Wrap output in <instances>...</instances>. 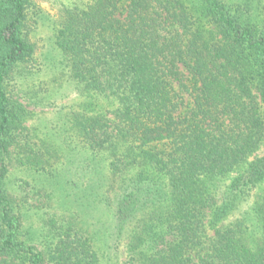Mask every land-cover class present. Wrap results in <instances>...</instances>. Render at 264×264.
Instances as JSON below:
<instances>
[{
    "label": "trees",
    "instance_id": "16d2710c",
    "mask_svg": "<svg viewBox=\"0 0 264 264\" xmlns=\"http://www.w3.org/2000/svg\"><path fill=\"white\" fill-rule=\"evenodd\" d=\"M42 1L0 0V264H264V0Z\"/></svg>",
    "mask_w": 264,
    "mask_h": 264
},
{
    "label": "rangeland",
    "instance_id": "374dc122",
    "mask_svg": "<svg viewBox=\"0 0 264 264\" xmlns=\"http://www.w3.org/2000/svg\"><path fill=\"white\" fill-rule=\"evenodd\" d=\"M37 3L39 6L49 15L54 16L56 11L55 9L48 3L42 0H37ZM50 36V31L49 28L47 27H40L38 29H35L33 31L32 35V40L36 44V55L38 57H43L44 55L46 56L47 53L49 52V44H48V37ZM35 89V88H34ZM18 93H19V99L24 103L28 104V109L30 111H34L37 115L44 116V118H52L53 111H55V107L59 105H67L69 101L73 100V96H70L68 99H55L54 102L56 101L55 104H52L51 106H48L46 108L44 107H35L33 104L34 99L31 98L33 91L31 89H26L24 85H21L17 88ZM37 90V89H35ZM27 92V94H26ZM73 97V98H72ZM35 118V117H34ZM42 120L39 119H33L28 125L31 127H34V125H39V123ZM124 260V252L122 251L121 254L118 255L117 258V264H123ZM111 264H114L112 262Z\"/></svg>",
    "mask_w": 264,
    "mask_h": 264
}]
</instances>
